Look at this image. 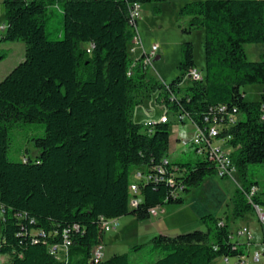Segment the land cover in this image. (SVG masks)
<instances>
[{"label": "trees", "instance_id": "1", "mask_svg": "<svg viewBox=\"0 0 264 264\" xmlns=\"http://www.w3.org/2000/svg\"><path fill=\"white\" fill-rule=\"evenodd\" d=\"M164 1L4 0L1 40L23 42L26 58L0 82V264H130L128 253L94 260V247L105 244L103 219L134 214L145 220L153 208L183 203V193L217 174L209 158L164 161L170 122L133 120L155 90L160 103L203 129L208 118L237 110L239 120L219 138H227L247 182L232 217L208 214L202 217L206 231L154 236L151 264H212L219 257L242 264L248 256V243L233 241L231 221L264 205V196L251 195L258 185L247 180L249 165L264 162V96L247 101L241 92L264 85V59L249 60L245 50L246 44H264V0H195L181 7L180 14L191 17L185 31L205 30L204 79L187 86L182 83L196 68L193 42L183 44L182 75L169 84L153 81L142 58L132 65L137 30L129 9ZM60 3L63 29L51 39L47 10ZM6 57L4 51L0 60ZM21 122L45 123V134L35 138V160L8 158V129ZM134 169L159 178L139 181L141 201L131 207ZM66 244V259L52 253Z\"/></svg>", "mask_w": 264, "mask_h": 264}, {"label": "rangeland", "instance_id": "2", "mask_svg": "<svg viewBox=\"0 0 264 264\" xmlns=\"http://www.w3.org/2000/svg\"><path fill=\"white\" fill-rule=\"evenodd\" d=\"M195 0H166L164 2H149L141 5V16L138 22V30L142 38V52H149L153 45L159 47L153 64L148 68V76L153 81L171 83L182 75L179 64L182 60V47L185 42H193L195 47L196 68L202 72L205 70V30L189 28L190 16L180 14L181 7ZM60 9L56 4L48 7L46 31L51 39H59L63 29V4ZM6 9L4 0H0V27L6 25ZM5 30L0 29V37ZM7 46L0 47V55L7 53L5 63H0V82L10 71L26 58V46L23 42H6ZM245 50L249 60L264 59V44H246ZM262 54V55H261ZM134 64L139 60V53L132 55ZM2 61V60H0ZM191 80L185 77L182 86H187ZM241 92L247 101L258 100L264 96V85H247L241 88ZM159 90L151 92L135 109L133 120L145 124V122L157 121L165 114L171 123V142L167 157L172 161L189 162L202 159L197 155L195 147L190 139L195 132L189 120L181 123L177 120V114L164 103H160L157 96ZM245 118L244 115L241 116ZM43 122H21L10 125L8 158L11 161L20 162L23 159L35 160L40 149L35 144V138L45 134ZM180 137V140L177 138ZM186 138V139H185ZM185 139V140H183ZM228 144H225V147ZM227 148H230L229 146ZM137 169L131 175L136 180ZM247 180L256 183L259 187V195L264 196V162L252 163L248 167ZM247 181L238 173L237 169L231 176L221 177L218 174L209 175L198 187L182 194L184 202L181 204H165V212L158 217L150 216L145 220H138L134 214L120 218V227L116 231L106 233V248L104 258H109L116 253H128L130 264H151L157 255L152 251V239L160 234V231L170 234H181L193 230H207L202 217L213 214L217 217H232L238 192ZM264 210V205L261 207ZM1 217V216H0ZM248 225L259 236L264 234V220L257 210L250 211L244 218L231 221L233 241H237L236 231L239 226ZM256 236L253 240L256 239ZM244 240V238H240ZM139 246L134 250V246ZM252 246V245H251ZM255 247V245H253ZM263 250L262 245L251 248L246 257V264H264L254 260V250ZM249 250V247H248ZM69 256V248L64 246L59 252L60 259ZM232 262L235 259H231ZM3 262H8V256H2ZM212 264H224L223 258H217Z\"/></svg>", "mask_w": 264, "mask_h": 264}, {"label": "built area", "instance_id": "3", "mask_svg": "<svg viewBox=\"0 0 264 264\" xmlns=\"http://www.w3.org/2000/svg\"><path fill=\"white\" fill-rule=\"evenodd\" d=\"M141 5L140 3H135L133 6L129 9V17L130 22L132 25L136 28L137 34L134 37L133 44L129 49V52L131 55H136V53H139V60L142 58L143 61V67L149 68L150 65L153 64V59L157 56V53L159 51V47L157 45H153L151 50L149 52H145L143 50L142 52V38L140 36L139 30H138V22L139 18L141 16ZM6 25H2L0 27L1 30H5ZM94 48L93 44H89L88 46V52L91 53L92 49ZM140 62V61H139ZM137 62V64L139 63ZM137 64H132L133 66ZM187 78H189L191 81H202L204 79V73L197 68H193L187 75ZM263 110H264V104H263ZM222 112H225V107H222ZM237 110H234L231 113L222 114L221 116H213L212 119L208 118L207 122L208 124L203 129L195 124H193L186 116H183L179 113H177V119L179 121H184L185 119H188L193 125H195V134L190 140H185V143L191 141L193 146L195 147V151L198 156L203 157L204 159H213L217 163V174L221 177L231 176L233 172L236 170V167L233 163L231 152L227 147H225L227 138H219V135H221L222 132H224L229 127L235 125L237 121L239 120V114L236 112ZM157 121L161 122H169L168 115L165 114L162 118H160ZM155 123V121H152L150 123H146L145 125H151ZM150 132H152V128L149 129ZM169 158L166 156L164 157L165 162H169ZM161 173H164V168L159 167L158 168ZM136 180L133 181V184L131 185V197H130V206L136 207L141 201V193L139 188V181H149L151 179H158L159 177L144 173L141 170H137L135 173ZM180 190L178 191V193ZM255 192H258V189L255 187L252 189V194ZM255 209L259 212L261 219L264 220V210L259 205L254 206ZM165 209L163 206H158L156 208H153L150 211V215L154 217L160 216V214L164 213ZM120 227L119 219H103V229L105 233L116 231ZM235 234H233L234 237ZM237 241H240V238L246 239V243H250L253 239V234L250 231L248 227H240L236 231ZM241 242V241H240ZM68 247V244L64 245ZM64 246H54L51 248L52 253L58 254L62 247ZM104 245H98L95 246L92 251V256L95 261L103 260L104 259ZM264 259V239H263V250H258L254 253V260L256 262H261V260ZM226 264L229 263V259H225ZM242 264H246V258L242 260Z\"/></svg>", "mask_w": 264, "mask_h": 264}, {"label": "crops", "instance_id": "4", "mask_svg": "<svg viewBox=\"0 0 264 264\" xmlns=\"http://www.w3.org/2000/svg\"><path fill=\"white\" fill-rule=\"evenodd\" d=\"M1 37H2V36H1ZM1 37H0V47H4V48H5V47L7 46V43L4 42V41H2V40H1ZM261 55H262V54H261ZM263 55H264V54H263ZM6 58H7V57H6ZM6 58H5V60H6ZM3 60H4V59H3ZM3 60L0 61V63H5V61H3ZM14 68H15V67H14ZM12 70H13V69H12ZM12 70H11V71H12ZM11 71H10V72H11ZM177 120H178V119H177ZM186 120H188V119H185L184 121H179V120H178V121L181 122V123H182V122L185 123ZM146 123H148V122H145V124H146ZM191 124H192V123H191ZM192 125H193V124H192ZM193 128L195 129V125H193ZM195 130H196V129H195ZM194 134H195V132H194ZM193 136H194V135H193ZM193 136H192V137H193ZM192 137H191V138H192ZM191 138H190V139H191ZM180 139H181L180 137L177 138V140H180ZM185 139H186V138H185ZM185 139H183V140H185ZM190 139H186V140H190ZM226 147H228V145H226ZM228 149H229L230 152H232V150H233L231 147L228 148ZM133 181H135V180H133ZM258 193H259V187H258ZM119 222H120V219H119ZM243 226H244V227H248V228L250 229V231H251L252 234H253V239H254L255 235L258 236V237H256L255 240L252 239V241H251L250 243H248V247H249V250H248V251H249V253H250V251H251L250 249H251V248H255L256 245H258V246H259V245H262V246H263L264 234H263V236L260 237V236H259V233L256 232V234H255L254 231L252 230V228H250L248 225H243ZM240 227H242V226H239L238 228H240ZM162 231H166V230H162ZM162 231H160V233H162V234L175 235V234H170V233H166V232H162ZM240 241L243 242V243L247 242L246 239H244V240H240ZM104 242H105V244H104V248H106V245H107V244H106V241H104ZM251 245H252V246H251ZM253 245H255V247H254ZM104 251H105V249H104ZM256 251H258V249H255V250H254V253H255ZM104 259H106V258H104ZM223 260H224V259H223ZM236 261H237V260L235 259V261L232 262V260L229 259V263H230V264H234V263H236ZM224 262H226V261L224 260Z\"/></svg>", "mask_w": 264, "mask_h": 264}, {"label": "water", "instance_id": "5", "mask_svg": "<svg viewBox=\"0 0 264 264\" xmlns=\"http://www.w3.org/2000/svg\"><path fill=\"white\" fill-rule=\"evenodd\" d=\"M156 59H160V55H158V56L156 57Z\"/></svg>", "mask_w": 264, "mask_h": 264}]
</instances>
